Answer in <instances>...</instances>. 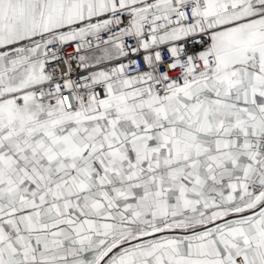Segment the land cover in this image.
I'll list each match as a JSON object with an SVG mask.
<instances>
[{"label": "snow or ice", "instance_id": "snow-or-ice-1", "mask_svg": "<svg viewBox=\"0 0 264 264\" xmlns=\"http://www.w3.org/2000/svg\"><path fill=\"white\" fill-rule=\"evenodd\" d=\"M0 264H264V0H0Z\"/></svg>", "mask_w": 264, "mask_h": 264}]
</instances>
